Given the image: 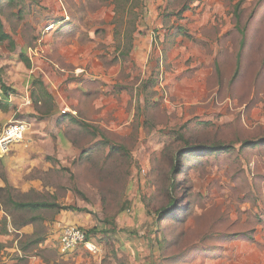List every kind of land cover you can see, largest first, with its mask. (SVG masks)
<instances>
[{"label": "rangeland", "instance_id": "obj_1", "mask_svg": "<svg viewBox=\"0 0 264 264\" xmlns=\"http://www.w3.org/2000/svg\"><path fill=\"white\" fill-rule=\"evenodd\" d=\"M1 18L0 137L30 127L0 186L86 211L13 212L40 219L0 235V264H264V142L245 145L264 141V0H15ZM68 217L96 253L61 251Z\"/></svg>", "mask_w": 264, "mask_h": 264}, {"label": "trees", "instance_id": "obj_2", "mask_svg": "<svg viewBox=\"0 0 264 264\" xmlns=\"http://www.w3.org/2000/svg\"><path fill=\"white\" fill-rule=\"evenodd\" d=\"M4 1H7L8 3H14L15 0H0V45H3L6 41H9L11 45H13V41L11 40L10 36L6 33L5 27L1 18L2 12H3V4ZM128 1V0H127ZM22 60L26 61L28 64V67H30V63L25 58L24 54H21ZM240 57V56H239ZM240 66V59L238 60V67L239 70ZM31 86L34 87H40L41 93L46 98H51L50 94L46 91L44 88V84L39 79H32ZM17 96V92L4 80V73L3 70L0 68V111L8 112L10 111L12 104L11 99ZM33 96H35L33 94ZM83 126H88V124L81 123ZM264 141L260 142H248L247 146L250 147H258L259 143H263ZM197 148H184L180 150L176 156V164L173 168V172L177 173L180 170L181 160L184 158L186 151L188 150H194ZM213 149L214 152H219L221 150L227 149V147H221L217 146ZM5 186H0V213H4V216L0 217V235H8L10 233L9 226L13 228L14 231H20L23 228H25L28 225H31L34 221H37L40 218L32 217L23 220L22 222L16 223L14 220L8 221L9 218L12 219L13 212L14 213H32L40 210H56L58 212L61 211H74V212H85L86 210H82L79 208H74L71 206H65L61 205L56 202H49V201H28V202H22L16 200L12 195V188L10 185L4 180ZM176 202H171L170 205H173L169 209H165L160 213V217L163 216L166 217L167 215H172V212L175 208ZM171 217V216H170ZM91 230L87 232V237L91 234Z\"/></svg>", "mask_w": 264, "mask_h": 264}, {"label": "built area", "instance_id": "obj_3", "mask_svg": "<svg viewBox=\"0 0 264 264\" xmlns=\"http://www.w3.org/2000/svg\"><path fill=\"white\" fill-rule=\"evenodd\" d=\"M159 1V0H158ZM30 124L19 121L4 127L0 137V152H8L10 147L25 139L29 131ZM59 241L63 253L74 252L81 247H88L92 252H97V248L87 237V232L77 225L58 222Z\"/></svg>", "mask_w": 264, "mask_h": 264}, {"label": "crops", "instance_id": "obj_4", "mask_svg": "<svg viewBox=\"0 0 264 264\" xmlns=\"http://www.w3.org/2000/svg\"><path fill=\"white\" fill-rule=\"evenodd\" d=\"M14 102L16 103V101H14V99L12 98L11 99L12 106H13V104H15ZM67 221H68V223L66 222L67 224H73V225L79 226L78 223H74L75 221H78L74 217H68ZM10 232H12V231H10ZM15 232H17L20 235L22 234V231H15ZM5 236H7L6 239H9V235H5ZM38 264H43V263H38Z\"/></svg>", "mask_w": 264, "mask_h": 264}]
</instances>
